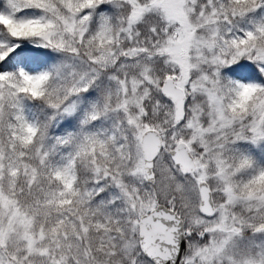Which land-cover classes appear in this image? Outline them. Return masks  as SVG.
<instances>
[{
    "label": "snow or ice",
    "instance_id": "obj_1",
    "mask_svg": "<svg viewBox=\"0 0 264 264\" xmlns=\"http://www.w3.org/2000/svg\"><path fill=\"white\" fill-rule=\"evenodd\" d=\"M0 264H264V0H0Z\"/></svg>",
    "mask_w": 264,
    "mask_h": 264
}]
</instances>
